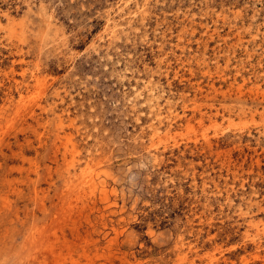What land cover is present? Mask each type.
<instances>
[{
	"label": "rangeland",
	"instance_id": "obj_1",
	"mask_svg": "<svg viewBox=\"0 0 264 264\" xmlns=\"http://www.w3.org/2000/svg\"><path fill=\"white\" fill-rule=\"evenodd\" d=\"M0 264H264V0H0Z\"/></svg>",
	"mask_w": 264,
	"mask_h": 264
},
{
	"label": "bare ground",
	"instance_id": "obj_2",
	"mask_svg": "<svg viewBox=\"0 0 264 264\" xmlns=\"http://www.w3.org/2000/svg\"><path fill=\"white\" fill-rule=\"evenodd\" d=\"M67 143H68V142H67ZM69 147H70V146H69ZM68 184H69V183H68ZM69 187H70V186H69ZM36 194H37V193H36ZM36 194H35V195H36ZM9 200H10V199H9ZM6 201H7V200H6ZM36 201H38V197H37V195H36ZM10 204H11V203H10ZM37 204H38V203H37ZM39 204L42 206V207H41L42 209H46V208H45L46 206H45L42 202L39 201ZM8 206H9V205H8ZM60 238H61V237H60ZM53 249H54V248H53ZM37 251H38V250H37ZM51 252H52V251H51ZM40 253L43 254L42 249L38 251V254H37L36 256H40ZM50 257H51V256H50ZM80 257H81V256H80ZM58 258H59V257H58ZM60 259H61V258H60ZM68 260H69V259H68ZM81 261H82V260H81ZM90 261H92V260H90ZM71 262H72V261H71ZM73 262H74V261H73ZM85 262H86V261H85ZM92 262H93V261H92ZM63 263H64V262H63Z\"/></svg>",
	"mask_w": 264,
	"mask_h": 264
}]
</instances>
